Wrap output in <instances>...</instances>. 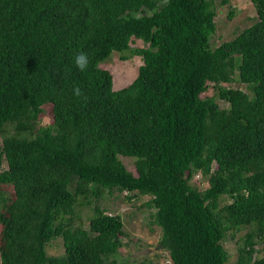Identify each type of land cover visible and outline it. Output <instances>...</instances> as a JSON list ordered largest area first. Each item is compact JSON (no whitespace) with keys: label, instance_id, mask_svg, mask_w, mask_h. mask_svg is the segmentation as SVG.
I'll use <instances>...</instances> for the list:
<instances>
[{"label":"trees","instance_id":"1","mask_svg":"<svg viewBox=\"0 0 264 264\" xmlns=\"http://www.w3.org/2000/svg\"><path fill=\"white\" fill-rule=\"evenodd\" d=\"M250 1L257 21L213 46L211 0H0V264H127L121 217L79 214L105 189L149 197L169 264H227L244 228L233 264H264V0ZM113 52L142 62L119 89L100 66Z\"/></svg>","mask_w":264,"mask_h":264},{"label":"rangeland","instance_id":"2","mask_svg":"<svg viewBox=\"0 0 264 264\" xmlns=\"http://www.w3.org/2000/svg\"><path fill=\"white\" fill-rule=\"evenodd\" d=\"M216 8V31L211 38L213 46H217L223 41L232 39L236 34L244 28L250 26L257 21V14L250 0H227L222 3V0H211ZM233 10V16L228 17L229 11ZM144 44L141 40L135 39L131 41L132 47H142ZM139 56H133L129 59H121L120 53L113 52L106 61L100 63L102 68L108 69L112 74L113 89H119L129 84L137 75V70L141 64ZM224 86H231L245 90V86L239 83L223 84ZM214 95V90L211 85L201 94V96ZM216 102L221 107H226L227 104L218 97L214 96ZM50 121V111L48 107L43 108V112L39 116L38 126L47 124ZM6 134H11L8 129ZM0 135V145L2 137ZM1 157V156H0ZM121 161L125 167L135 174L133 159L128 157H121ZM6 168V163L3 158H0V170ZM190 183L196 186L199 190H203L208 186L207 180L202 178L199 173H195L190 179ZM0 188L5 192V195L12 193L11 186L0 185ZM102 196L98 199L91 198V205H85L79 211V214L87 227V217L92 215V206L95 204L103 207L108 214H117L121 217L123 222L124 236L121 237L123 245L118 250L117 259L124 260L127 264H169L170 259L166 251L157 247V241L160 236V228L152 223L151 213L154 209L147 207L146 202L149 197L139 193L132 195L128 200L127 197L131 195L128 192H119L113 190L108 192L103 190ZM228 201V200H227ZM1 229V226H0ZM246 229H242L234 237L231 232H228L223 240V246L228 252L227 264H233L237 257L238 238L245 233ZM3 240L0 235V246ZM256 257L261 254L262 247L257 245L255 247ZM46 251L49 255H59L63 253L62 241L60 238H55L47 245ZM255 259V258H254Z\"/></svg>","mask_w":264,"mask_h":264},{"label":"clouds","instance_id":"3","mask_svg":"<svg viewBox=\"0 0 264 264\" xmlns=\"http://www.w3.org/2000/svg\"><path fill=\"white\" fill-rule=\"evenodd\" d=\"M76 63H77V66L83 70L86 66H87V63H88V60H87V57L85 54L81 53L79 54L77 57H76ZM74 93L75 95L79 96L80 95V90L79 88H76L74 89Z\"/></svg>","mask_w":264,"mask_h":264}]
</instances>
